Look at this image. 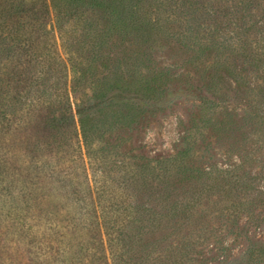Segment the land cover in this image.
Listing matches in <instances>:
<instances>
[{
    "label": "rangeland",
    "instance_id": "rangeland-1",
    "mask_svg": "<svg viewBox=\"0 0 264 264\" xmlns=\"http://www.w3.org/2000/svg\"><path fill=\"white\" fill-rule=\"evenodd\" d=\"M145 4L151 28L138 20L135 37L108 47L95 37L103 15L93 12L85 13L87 26L76 18L60 28L52 18L26 46L20 121L9 114L7 134L0 135V264H89L104 256L112 264L110 228L123 232L115 252L131 264H264V0ZM89 34L93 40L84 43ZM187 35L192 48L181 46ZM76 66L88 71L77 96ZM12 70L9 64L11 88ZM159 71L170 80L168 96L150 102L132 139L125 128L113 130L111 124L131 120L114 102L93 116L99 131L91 145L76 121L74 151L60 152L64 127L57 122V130L44 131L41 113L28 109L67 96L75 112L76 97L90 95L91 82L110 96L135 90ZM184 135L200 173L190 184L180 183L178 168H164L171 169L165 159ZM36 163L40 170L32 171ZM26 183L40 209L26 206Z\"/></svg>",
    "mask_w": 264,
    "mask_h": 264
},
{
    "label": "trees",
    "instance_id": "trees-1",
    "mask_svg": "<svg viewBox=\"0 0 264 264\" xmlns=\"http://www.w3.org/2000/svg\"><path fill=\"white\" fill-rule=\"evenodd\" d=\"M249 1L243 0V2ZM145 3L146 0H12L9 4L2 5L0 3V135L7 134L5 128L7 131L9 129L8 125L11 123L9 114L13 113L15 116L14 121H20L18 104L20 103L23 90H27L28 88L26 80L22 77V69L26 65V61L24 60L27 55L26 46L32 44L33 41L39 40L41 34L44 33L45 25L50 23L52 18L60 23L61 28L64 24H68L76 18L82 24H85L87 22V19H84L86 18V12L100 13L103 15V25L101 29L96 30L95 37L99 39L104 37V41L100 46L102 49L103 47H108L110 40L112 42L114 39L125 38L128 35H134L135 37V32L139 29L138 20L143 21L144 26L149 25L151 28V21L148 20L144 13ZM188 33H191V31ZM28 35L31 38L30 40H27ZM138 35L136 34V36ZM83 38L85 39L84 43H86L87 40H93V34L86 35ZM181 43L183 44L181 45L182 47H194L189 35L181 39ZM31 51L36 55L35 51L37 50L34 47ZM33 60L30 59V63ZM34 61H37V59L35 58ZM9 64L13 65L12 79H14L15 84L13 88L9 86L7 79V77H10L8 72ZM79 67H75V79L71 88L76 96V93H79L77 87L88 78V71L85 68L83 69V67L81 69ZM166 75L167 73L163 71L154 72V76L145 77L140 84L141 86L135 90H129V88L115 89L114 93L110 96H107L109 89L98 88L96 84L91 82L90 95L86 93L82 95L85 99L76 97L75 112L73 111L71 100L67 96V99H64L61 103L60 101L45 102L41 105L31 103L28 109L41 113L37 123L42 130L55 128L57 130V122L58 127L61 126L60 130L62 127L65 128H62L65 132L62 135H64V145L66 148L64 147L60 152L71 153L74 151L73 148H70L69 144L73 142L78 133L76 121L83 143L87 146L91 145L99 131L97 128L98 123L94 122L96 119L94 120L93 116L101 115L103 111L107 110L108 105L115 104L114 102L126 107L128 113V117L126 118L131 117V120L128 123H123L122 127L115 128V124H111L114 127L113 130L125 128L128 138L132 139V136H129V134L134 135V132L138 130L137 128L146 122L147 115L145 116V114L151 108L150 102L159 104L168 96L167 84L170 80L166 78ZM14 88L15 93L11 94L10 90ZM103 94L106 95L103 96ZM11 101L13 103H10ZM58 103L63 106V113H58ZM12 107H14V111ZM58 114L63 115L61 118H58ZM73 114H76L77 120L74 119ZM180 125L186 129L184 122L181 121ZM56 138L57 136H54L55 143L50 145H57ZM62 146H58L57 149L59 150ZM205 149L207 150L208 148ZM192 151L193 146L188 136L184 135L176 145L175 155L165 159V162L171 166V169L164 167L165 171L171 173L175 171V168H178L176 175L179 177L180 183L190 184L193 179L198 180V175L200 176L199 169H193V166L197 164H195L196 161L191 160ZM160 164H163V162H160ZM37 169L40 170V166L36 163L32 171H36ZM28 183L25 184V189L29 191V201L26 202L28 197H25L24 202H26L27 207L40 209L37 199L32 196L33 191L27 185ZM32 183L31 181V185ZM215 187L211 186L210 189H215ZM198 200L200 199L197 198L193 202L195 206H197ZM193 208L190 205L186 206L188 212L193 211ZM130 212L134 215L133 211ZM130 221L129 223H132ZM126 227L128 226L123 228ZM56 234L59 236L58 232ZM122 236L123 232H119L115 228H110L107 231L108 244L113 257L112 264H131V261L124 260V255L120 258L115 252V248L121 246ZM109 261V257L104 256L94 259L89 264H111ZM61 264H66V262L62 260Z\"/></svg>",
    "mask_w": 264,
    "mask_h": 264
}]
</instances>
